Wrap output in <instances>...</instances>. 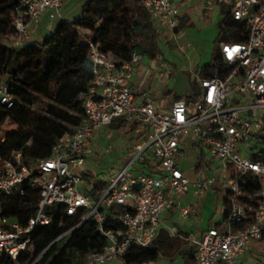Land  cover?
Masks as SVG:
<instances>
[{
	"label": "built area",
	"instance_id": "1",
	"mask_svg": "<svg viewBox=\"0 0 264 264\" xmlns=\"http://www.w3.org/2000/svg\"><path fill=\"white\" fill-rule=\"evenodd\" d=\"M63 1L20 0L11 45L27 40L29 25L41 15L63 19ZM217 1L229 6L235 20L244 21L247 32L242 41L219 42L225 65L217 67L213 75H191L198 88L192 102L182 98L163 107L145 87L150 65L142 76L135 77L141 54L133 52L116 64L110 54L88 41L93 77L78 95L80 122L58 138L47 157L30 161L21 151H13L0 159V196L26 202L29 194L37 195L34 211L25 223L5 214L0 204V257L18 264L19 257L30 250L32 231L49 224L53 212L60 210L59 224L72 218L78 221L56 240L91 220L103 242L99 250L87 253L83 264H125L128 247L147 246L160 228L180 236L176 226H164V214L190 189L193 197H200L216 179L225 190V212L220 224L194 240L195 264H240L253 244H264V159L251 157L264 149V0ZM140 2L166 30L173 32L178 26L179 9L173 0ZM210 5L208 2L204 9ZM173 38H177L175 33ZM154 73L167 79L172 71L160 68ZM13 103L7 87L0 84V104L11 107ZM115 118L141 127L144 136L136 138L129 158L111 172L107 184L96 183L94 190L81 192L78 184L87 172L82 166L92 152L91 138ZM8 127L0 125V141ZM190 143L201 148L204 158L221 165L218 176L198 172L191 181L183 174L180 161ZM111 149L108 145L104 152ZM177 213L187 219L191 204L178 205ZM107 215L121 226L107 227Z\"/></svg>",
	"mask_w": 264,
	"mask_h": 264
},
{
	"label": "trees",
	"instance_id": "2",
	"mask_svg": "<svg viewBox=\"0 0 264 264\" xmlns=\"http://www.w3.org/2000/svg\"><path fill=\"white\" fill-rule=\"evenodd\" d=\"M19 1L0 0V84L7 87L14 99L11 107L0 104V125L10 126L5 129V139L0 141V159L7 158L13 151H21L27 160L34 161L47 157L58 138L81 120L78 95L86 90L93 77L88 41L119 64L133 52L154 61L159 53L158 36L154 19L140 0H82L81 12L72 21L58 20L41 39L25 40L13 47L2 40L13 33ZM178 29L177 26L175 30ZM246 32L244 21L235 20L230 8L223 9L212 44L211 61L201 65L197 74L213 75L217 67H223L219 42L242 41ZM197 90L193 80L192 93L173 97L192 102ZM261 139L264 142V133ZM251 157L264 159V149L253 152ZM202 166L200 161L196 168ZM91 176V172H86L83 179ZM96 187L98 184L94 189ZM36 199V193L29 194L26 202H18L15 196H0V204L5 214L25 223L34 211ZM59 221L60 210H57L49 224L32 231L30 250L19 257L18 264H83L89 251L101 248L103 242L91 220L56 240L78 219L72 218L65 225ZM105 225L121 226L109 215ZM179 233L180 236H174L160 228L147 246H129L123 255L124 263H151L164 256L178 264H195L196 246L189 244L187 233ZM0 264L14 262L1 256Z\"/></svg>",
	"mask_w": 264,
	"mask_h": 264
},
{
	"label": "crops",
	"instance_id": "3",
	"mask_svg": "<svg viewBox=\"0 0 264 264\" xmlns=\"http://www.w3.org/2000/svg\"><path fill=\"white\" fill-rule=\"evenodd\" d=\"M81 2L82 0H64L60 9V16L65 20L72 21L75 17L79 16L81 12ZM208 2L211 3L210 8L204 9V6ZM173 3L179 9V29L178 31L174 30L173 32L169 30L171 35L173 36L175 33L177 37L176 39L182 40L180 45H182L185 50H195V52L199 51L201 53L206 50L209 54L212 50V44L209 43L206 38H210L212 42L215 40L217 36L218 23L223 18L224 6L218 5L217 0H173ZM56 20L58 21L59 18H50L47 13L41 15L37 22H33L29 25L27 40L41 39L44 35L52 30ZM154 23L156 25V33L159 35L158 27L162 26H160L155 20ZM153 64V61L145 63L144 67L142 64H140L138 70L135 73V77L139 78L142 76L144 74L145 66H154ZM149 84L150 82L147 81L145 85L148 94L156 98L165 108H169L172 102L175 101L173 97L174 95L192 93V86L190 85L189 90L185 89L182 93L180 92L178 94L171 95L172 88L180 86L178 85L177 80H175L173 86L167 84V87L164 86L163 88L160 85V87L156 88L153 92L149 90ZM135 101H139V95L137 93L135 94ZM112 126H114L116 130L111 131L109 127ZM120 131L124 138L127 137V140L124 142V146L122 144V148L124 150H121L122 148L119 147L121 148V151H119V148L116 146H119L120 142L116 143L115 146L111 145L110 143V140L113 139L114 136L116 137ZM143 133H145V130H142L141 127H138L137 125L133 127V125L125 123L121 118H115L111 123L103 126L94 133L91 138L93 146L92 152L90 154H93L96 160H98L99 163H102V166H107V170H110L109 172L111 173L113 170L125 164L127 161L126 156L128 157L133 151L134 141H136V138L144 136ZM108 145H110L112 148L111 152L105 153L104 148ZM115 147L118 149L115 150ZM204 159V152L201 150V148L197 144L195 145L194 143H190V146L186 149V155L180 161V168L183 174L192 181L200 169L196 168L197 165L200 161H202L203 164ZM87 165L92 167L93 162L86 158L82 168L88 170L86 167ZM138 166L140 167L139 164ZM216 181L219 182V179H216L215 182ZM219 189L220 184L216 187V185L213 183L200 197H193L190 189L185 195L181 197V202H175L174 206H172V208L164 214V226H176L179 232L188 234L189 244H194V240L198 239L204 230L213 225H218L223 220L226 203L224 202V195L221 199V202H211V199L215 198L214 193L216 192L218 195L217 191H219ZM199 199L201 202H198ZM184 203L191 204V214L185 220L181 219L177 213V206ZM214 204H218L219 209L214 208L213 212L212 207H214ZM218 210L221 213V219L218 222H214L212 225V218ZM260 249H262V252H264V244H253L250 250L241 256L240 264H248V261L245 259V257L248 255L256 257L257 252L260 251ZM257 264H264V258H262V262Z\"/></svg>",
	"mask_w": 264,
	"mask_h": 264
},
{
	"label": "rangeland",
	"instance_id": "4",
	"mask_svg": "<svg viewBox=\"0 0 264 264\" xmlns=\"http://www.w3.org/2000/svg\"><path fill=\"white\" fill-rule=\"evenodd\" d=\"M229 6H224L223 9H227ZM57 22V20H56ZM158 47H159V53L154 59V66H149L151 73L146 75L147 76V81L150 82L149 84V90L151 92L155 91L156 88L160 87V85L164 88L167 84L172 85L177 80L179 87H174L172 88L171 92L173 94H178L184 92L185 89L189 90L190 85L193 86V80L191 76L193 73H197L200 66L208 63L211 61L212 57V52L208 54V52L205 50L204 52H199L195 50H185L184 47L180 48V42L182 41L181 39L177 40L174 39L173 36L171 35V32L169 30H166L163 27H158ZM207 41L211 44H213L212 40L210 38H206ZM12 42V36L11 34L8 37H5L2 40V43L6 45H10ZM212 51V50H211ZM151 59L147 57L146 55H142V61L141 64L144 67L145 63L150 62ZM146 68V66H145ZM160 68H167L172 71L171 74V79H159L156 77V74L154 73L156 70ZM145 71V70H144ZM145 73V72H144ZM181 78V79H180ZM180 79V80H179ZM167 87V86H166ZM115 122V121H114ZM114 126L109 127L111 131L116 130ZM127 140V137L124 138L121 134V131L119 134L113 139L110 140L111 145H116V143L120 142L119 146L116 145L118 148L124 146V142ZM123 144V146H122ZM249 146V145H248ZM246 145V147L248 148ZM115 147V150L118 149ZM119 148V151L124 150L123 148ZM125 148V147H124ZM121 149V150H120ZM126 149V148H125ZM86 158L91 160L93 162V166H86L87 167V172H91L92 176L89 179H81L78 184V189L81 192H84L85 190L92 191L94 189V185L96 183L98 184H107L111 177L113 176L107 169V166H102V163H99L98 160H96L95 156L93 154H87ZM129 158V156H126V160ZM85 163V162H84ZM103 167V168H102ZM221 165L213 160H208L204 159L203 167L199 169L200 173L203 174H211L218 176V171L220 170ZM191 176V175H190ZM194 176V175H193ZM214 184L219 185V182L216 181ZM219 187V186H218ZM218 192V195L216 192L214 193V197L211 199V202H221V199L223 195L225 194V190L220 188ZM217 195V196H216ZM198 202H201L199 199ZM214 208L219 209L218 204H214V207H212L213 212ZM221 219V213L218 210L213 218H212V225L214 222H218ZM222 222V221H221ZM220 222V223H221ZM219 223V224H220ZM223 227V226H220ZM262 258H264V252H262V249L257 252V256H246L245 259L248 261V264H257L259 262H262ZM142 264H178L177 261H171L167 257H160L157 261L151 262V263H142Z\"/></svg>",
	"mask_w": 264,
	"mask_h": 264
}]
</instances>
